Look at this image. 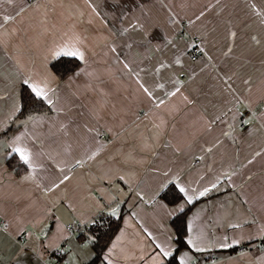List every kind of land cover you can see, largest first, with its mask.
Segmentation results:
<instances>
[{
	"label": "crops",
	"instance_id": "obj_1",
	"mask_svg": "<svg viewBox=\"0 0 264 264\" xmlns=\"http://www.w3.org/2000/svg\"><path fill=\"white\" fill-rule=\"evenodd\" d=\"M76 50L59 80L50 62ZM22 84L52 111L0 138V264H86L66 225L121 203L106 264L165 262L157 245L174 252L170 220L192 203L178 264H264V0H0V129ZM13 146L30 154L21 176ZM171 183L176 204L159 198ZM226 243L242 248L216 256Z\"/></svg>",
	"mask_w": 264,
	"mask_h": 264
},
{
	"label": "trees",
	"instance_id": "obj_2",
	"mask_svg": "<svg viewBox=\"0 0 264 264\" xmlns=\"http://www.w3.org/2000/svg\"><path fill=\"white\" fill-rule=\"evenodd\" d=\"M191 46L192 45H190V48ZM81 65L82 61L77 57L60 55L54 58L50 62L49 66L57 75L59 80H64L75 72ZM51 111V107L45 99L36 98L32 93L31 88L27 84H22L20 88L19 110L15 116L0 129V138H8L11 136L14 131L20 128L23 121L28 117L35 114L51 113ZM6 165L16 176H21L28 171V166L14 153L7 157ZM159 198L164 200L167 204H176L181 201L183 194L178 191L176 185L171 183L160 191ZM124 204L125 203L120 204L117 216L114 217L112 215H108L106 212H102L88 226H85V228L77 234V238L81 241L89 242V238L94 237V239L89 242L94 250V255L86 264H106L103 262V255L121 225L122 216L125 212ZM192 204H189L187 207L182 209L170 220L171 226L176 235L175 249L172 256L167 257L163 264H178V251L183 248H189L185 240L187 234L186 217ZM241 248V246H233L215 253L216 256H227L236 253ZM194 256H203L204 262L213 258L211 253L194 252Z\"/></svg>",
	"mask_w": 264,
	"mask_h": 264
},
{
	"label": "snow or ice",
	"instance_id": "obj_3",
	"mask_svg": "<svg viewBox=\"0 0 264 264\" xmlns=\"http://www.w3.org/2000/svg\"><path fill=\"white\" fill-rule=\"evenodd\" d=\"M4 19L7 20L8 17H5ZM112 51L115 52L116 49L113 48ZM63 54H64V55L73 56V57H78V58H80V59H83V55H84L82 52H80V51H78V50H76V51H66V52H64ZM57 55H60V53H57ZM124 67L127 68L128 65L125 64ZM25 83H27V81H26ZM141 87H143V85H141ZM30 88H31V91H32V93L34 94V96H35L36 98H39V99H46V98H47V93H46L44 87H41L40 85H37V84H32V85H30ZM144 91H145V92H148V89H147V88H144ZM149 95H150V93H149ZM48 103L50 104L51 101H48ZM16 139L19 140L20 138L17 137ZM11 150H12L13 153H17V154L19 155L20 159H21L25 164H27V165H29V166L31 167V164H30V158H29V157H30V154L27 152L26 149H24V148H22V147H19V146H13ZM25 179H28V177H25ZM65 179H67V177H65ZM176 187L178 188V191H179L180 193H182V194H184L185 196H187V192H186L185 188H183V187H179L178 185H177ZM213 187H215V185H213ZM207 191H208V189H205L203 192L200 193V195H201V196L205 195ZM188 199H189V202H191V198H188ZM118 207H119V206H117V208H118ZM117 208H113V209L111 210L113 214L116 213ZM93 239H94V237H90V238H89V242H91ZM188 243L191 244L192 241L189 240ZM232 243H233V244H235V243H239V241H233ZM85 246H87V245H85ZM231 246H232V244H227V243L224 244V245H222V247H225V248H227V247H231ZM113 247H115V245H113ZM157 247L160 249V255H162V256H164V257H170V256H172V252H171V251L166 250L165 248L161 247L160 245H157ZM197 250H199V249H197ZM110 253H111V249H109V254H110ZM104 259L107 260V264H112L111 260H108V257H107V256H105ZM159 264H163V262L160 261ZM180 264H184V260H183V258H181Z\"/></svg>",
	"mask_w": 264,
	"mask_h": 264
},
{
	"label": "built area",
	"instance_id": "obj_4",
	"mask_svg": "<svg viewBox=\"0 0 264 264\" xmlns=\"http://www.w3.org/2000/svg\"><path fill=\"white\" fill-rule=\"evenodd\" d=\"M201 52V47L197 41V38L193 37L192 38V46L190 48V59L192 61L196 60L199 56ZM243 122H244V119L241 118V126H243ZM80 165V163H75L71 169H76L78 166ZM84 225H82L81 223H77V224H72V223H69L66 225V229L67 231H69L70 233H77V232H80L82 229H84Z\"/></svg>",
	"mask_w": 264,
	"mask_h": 264
},
{
	"label": "water",
	"instance_id": "obj_5",
	"mask_svg": "<svg viewBox=\"0 0 264 264\" xmlns=\"http://www.w3.org/2000/svg\"><path fill=\"white\" fill-rule=\"evenodd\" d=\"M117 206H119V205H117ZM117 206L116 207H114V208H117ZM119 208H120V206L117 208V211H116V213L115 214H113L112 213V209H109V210H107L106 211V213L108 214V215H112V216H117V214H118V212H119ZM47 228H48V225H46L45 227H43V229H42V231H41V235H44L45 234V231L47 230Z\"/></svg>",
	"mask_w": 264,
	"mask_h": 264
},
{
	"label": "rangeland",
	"instance_id": "obj_6",
	"mask_svg": "<svg viewBox=\"0 0 264 264\" xmlns=\"http://www.w3.org/2000/svg\"><path fill=\"white\" fill-rule=\"evenodd\" d=\"M257 108H258V106H257ZM257 110H258V109H255V110H252V111H246V114H248V115H247V118H249V117L251 118V114L253 115ZM250 113H251V114H250ZM243 117H245V116H243ZM116 206H117V205H116ZM116 206H115V207H116ZM113 208H114V207H113Z\"/></svg>",
	"mask_w": 264,
	"mask_h": 264
}]
</instances>
